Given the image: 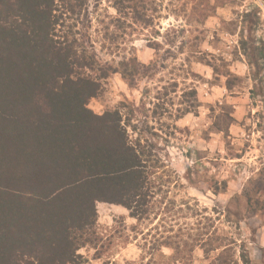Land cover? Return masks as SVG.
Instances as JSON below:
<instances>
[{
	"label": "rangeland",
	"instance_id": "374dc122",
	"mask_svg": "<svg viewBox=\"0 0 264 264\" xmlns=\"http://www.w3.org/2000/svg\"><path fill=\"white\" fill-rule=\"evenodd\" d=\"M143 3L135 23L132 13L115 21L111 0H86L59 27L71 25L77 38L87 30L83 46L112 67L102 77L90 71L100 91L87 107L117 109L153 171V213L139 230L159 225L187 239L191 264H264V0ZM122 60H135L130 79ZM97 212L108 232L119 216L135 223L120 205L97 202ZM139 242L113 259L137 260ZM78 254L82 264H102L88 246Z\"/></svg>",
	"mask_w": 264,
	"mask_h": 264
},
{
	"label": "trees",
	"instance_id": "16d2710c",
	"mask_svg": "<svg viewBox=\"0 0 264 264\" xmlns=\"http://www.w3.org/2000/svg\"><path fill=\"white\" fill-rule=\"evenodd\" d=\"M111 3L117 22L146 14L143 0ZM85 4L0 0V264H82L85 246L102 264H121L114 253L138 235L139 257L124 264H191L187 239L164 236L159 225L139 230L153 213V171L121 113L87 107L100 91L90 71L102 77L112 67L83 46L87 30L77 38L71 25L59 28ZM133 62H119L125 78ZM97 202L124 207L135 223L122 215L119 227L102 230Z\"/></svg>",
	"mask_w": 264,
	"mask_h": 264
},
{
	"label": "crops",
	"instance_id": "0c3cea01",
	"mask_svg": "<svg viewBox=\"0 0 264 264\" xmlns=\"http://www.w3.org/2000/svg\"><path fill=\"white\" fill-rule=\"evenodd\" d=\"M124 208V207H123Z\"/></svg>",
	"mask_w": 264,
	"mask_h": 264
}]
</instances>
